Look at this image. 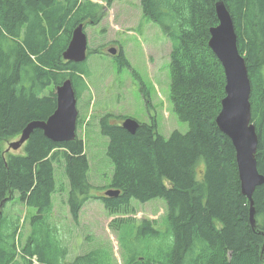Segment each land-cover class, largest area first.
Listing matches in <instances>:
<instances>
[{"label":"trees","instance_id":"16d2710c","mask_svg":"<svg viewBox=\"0 0 264 264\" xmlns=\"http://www.w3.org/2000/svg\"><path fill=\"white\" fill-rule=\"evenodd\" d=\"M114 1L0 0V264H35L33 258L38 264L57 263L59 250L52 253L31 233L19 249L20 219L5 208L18 192L24 204L37 208L34 220L50 217L53 196L63 189L57 186L58 169L70 181L67 204L76 221L91 198L101 200L111 216L134 213L133 199L167 201L166 227L142 221L153 251L147 249V258L132 254L128 264H264V234L259 233H264V184L254 193L253 229L235 147L216 123L226 86L224 67L209 46L210 30L219 24L218 0H141L143 14L171 41V101L189 131L175 130L167 138L154 120L138 121L133 134L122 126L127 117L104 114L99 127L109 138L114 174L103 189L120 190L118 196H90V160L78 135L54 142L35 129L24 150L4 147L30 122L54 113L55 90L65 80H73L78 98L87 89L84 70L63 53L75 28L99 24ZM224 2L249 68L258 167L264 174V0Z\"/></svg>","mask_w":264,"mask_h":264},{"label":"rangeland","instance_id":"374dc122","mask_svg":"<svg viewBox=\"0 0 264 264\" xmlns=\"http://www.w3.org/2000/svg\"><path fill=\"white\" fill-rule=\"evenodd\" d=\"M105 11L99 24L85 29L90 53L79 63L87 89L78 98L77 135L83 138L90 160L89 179L93 186L90 196L103 195V188L109 186L114 174L107 155L109 138L101 134L99 127L104 114L147 123L155 120L159 133L167 138L175 130L189 131L188 122L177 117L171 101L172 47L168 36L143 14L141 0H115ZM111 47L119 52L110 54ZM4 147L9 149V143ZM21 150L24 147L13 152ZM56 177L58 188L63 189L53 196L54 209L50 217L34 220L37 208L24 204L18 192L5 208L6 214L20 219L23 234L20 250L31 233L48 244L52 253L59 250L56 264H128L132 254L147 258V249L153 251L152 247H147L148 236L142 234V221L149 218L156 220L161 228L166 227L163 224L168 204L164 198L147 202L133 199L134 213L115 216L108 213L101 200L91 198L76 221L67 204L70 181L62 169L56 170Z\"/></svg>","mask_w":264,"mask_h":264},{"label":"water","instance_id":"95a60500","mask_svg":"<svg viewBox=\"0 0 264 264\" xmlns=\"http://www.w3.org/2000/svg\"><path fill=\"white\" fill-rule=\"evenodd\" d=\"M216 11L219 24L212 27L209 46L222 63L226 76L225 96L222 107L216 118L219 129L232 141L236 150L242 193L250 201V222L256 229V209L254 193L257 187L264 184V174L258 167L259 135L252 120L251 93L252 84L244 55L238 46V34L231 12L224 0H218ZM88 35L83 23L73 31L72 38L63 57L76 63L87 59ZM116 48H110V54H117ZM57 107L47 120H34L22 131L19 139L10 142L9 148L18 150L30 138L35 129H41L45 136L54 142H69L77 137L78 97L71 78L58 85L56 90ZM122 126L131 133H136L139 122L126 118ZM120 190L108 189L105 196L114 197ZM260 234H264L262 231Z\"/></svg>","mask_w":264,"mask_h":264},{"label":"bare ground","instance_id":"6f19581e","mask_svg":"<svg viewBox=\"0 0 264 264\" xmlns=\"http://www.w3.org/2000/svg\"><path fill=\"white\" fill-rule=\"evenodd\" d=\"M108 2V1H107ZM68 7V6H67ZM104 13V12H103ZM79 23V22H78ZM67 28V27H66ZM12 32V31H11ZM86 32V31H85ZM90 53V52H89ZM247 62V61H246ZM69 75V74H68ZM250 75V74H249ZM73 81V80H72ZM110 189V188H109ZM38 260V259H37Z\"/></svg>","mask_w":264,"mask_h":264},{"label":"flooded vegetation","instance_id":"af4514ba","mask_svg":"<svg viewBox=\"0 0 264 264\" xmlns=\"http://www.w3.org/2000/svg\"><path fill=\"white\" fill-rule=\"evenodd\" d=\"M118 50H119V49H118ZM124 120H125V118H124ZM124 120H123V121H124ZM123 121H122V122H123Z\"/></svg>","mask_w":264,"mask_h":264},{"label":"crops","instance_id":"0c3cea01","mask_svg":"<svg viewBox=\"0 0 264 264\" xmlns=\"http://www.w3.org/2000/svg\"><path fill=\"white\" fill-rule=\"evenodd\" d=\"M93 1H96V0H93Z\"/></svg>","mask_w":264,"mask_h":264}]
</instances>
